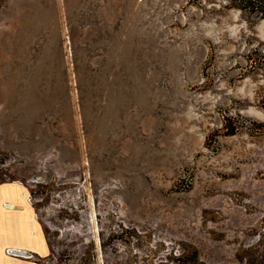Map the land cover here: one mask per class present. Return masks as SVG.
Instances as JSON below:
<instances>
[{
  "label": "rangeland",
  "instance_id": "1",
  "mask_svg": "<svg viewBox=\"0 0 264 264\" xmlns=\"http://www.w3.org/2000/svg\"><path fill=\"white\" fill-rule=\"evenodd\" d=\"M0 182L26 188L46 242L13 258L264 264V17L0 0ZM24 232L0 242L40 244Z\"/></svg>",
  "mask_w": 264,
  "mask_h": 264
},
{
  "label": "crops",
  "instance_id": "2",
  "mask_svg": "<svg viewBox=\"0 0 264 264\" xmlns=\"http://www.w3.org/2000/svg\"><path fill=\"white\" fill-rule=\"evenodd\" d=\"M5 190V191H4ZM3 193V195H2ZM0 236L26 234L24 230L30 225H36L42 236L39 245L31 246L27 242H0V264H39L35 261L8 256L6 249H20L45 254L46 242L41 224L37 220L33 205L29 201L26 188L17 182H0ZM4 205L7 207L4 208ZM5 216L14 218L13 223H3ZM39 246L40 248H38ZM8 251V250H7Z\"/></svg>",
  "mask_w": 264,
  "mask_h": 264
},
{
  "label": "trees",
  "instance_id": "3",
  "mask_svg": "<svg viewBox=\"0 0 264 264\" xmlns=\"http://www.w3.org/2000/svg\"><path fill=\"white\" fill-rule=\"evenodd\" d=\"M229 4L231 7L240 8L264 17V0H229Z\"/></svg>",
  "mask_w": 264,
  "mask_h": 264
},
{
  "label": "water",
  "instance_id": "4",
  "mask_svg": "<svg viewBox=\"0 0 264 264\" xmlns=\"http://www.w3.org/2000/svg\"><path fill=\"white\" fill-rule=\"evenodd\" d=\"M9 253L14 254V255H26V256L32 255V252L26 251V250H20V249H10Z\"/></svg>",
  "mask_w": 264,
  "mask_h": 264
}]
</instances>
